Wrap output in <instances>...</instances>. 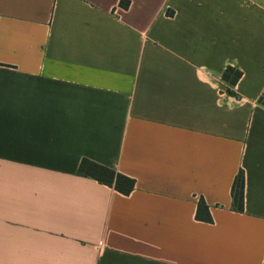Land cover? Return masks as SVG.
<instances>
[{"label": "crops", "instance_id": "0c3cea01", "mask_svg": "<svg viewBox=\"0 0 264 264\" xmlns=\"http://www.w3.org/2000/svg\"><path fill=\"white\" fill-rule=\"evenodd\" d=\"M121 1L0 0V264H264V0Z\"/></svg>", "mask_w": 264, "mask_h": 264}, {"label": "trees", "instance_id": "16d2710c", "mask_svg": "<svg viewBox=\"0 0 264 264\" xmlns=\"http://www.w3.org/2000/svg\"><path fill=\"white\" fill-rule=\"evenodd\" d=\"M121 7L128 8L129 2L125 0L121 1ZM242 75L243 73L240 70L232 66L227 67L223 73L222 80L226 85L229 86L230 93H233L230 89L237 85V83L242 78ZM79 169L86 176L98 181L103 185L114 188L116 191L124 195H130L136 187V182L134 179L125 176L114 169L97 164L88 159H83L81 161ZM232 199L234 208L239 212H243L245 202L244 171H240L234 181L232 188ZM196 217L199 221L206 223L213 222L209 207L203 199H201L198 203Z\"/></svg>", "mask_w": 264, "mask_h": 264}]
</instances>
